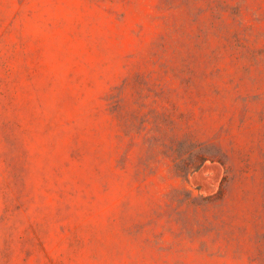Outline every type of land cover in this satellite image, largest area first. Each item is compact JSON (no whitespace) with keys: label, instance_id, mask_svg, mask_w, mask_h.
<instances>
[{"label":"rangeland","instance_id":"1","mask_svg":"<svg viewBox=\"0 0 264 264\" xmlns=\"http://www.w3.org/2000/svg\"><path fill=\"white\" fill-rule=\"evenodd\" d=\"M0 264H264V0H0Z\"/></svg>","mask_w":264,"mask_h":264}]
</instances>
